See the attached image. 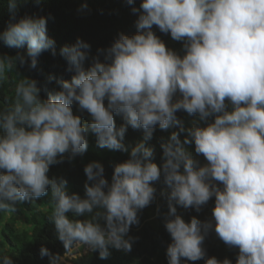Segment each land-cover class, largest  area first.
<instances>
[{"label": "clouds", "instance_id": "9594fccd", "mask_svg": "<svg viewBox=\"0 0 264 264\" xmlns=\"http://www.w3.org/2000/svg\"><path fill=\"white\" fill-rule=\"evenodd\" d=\"M19 3L8 0L13 20ZM126 3L138 14L136 33H121L87 66V43L62 47L73 75L60 79L47 99L36 80L16 69H34L45 51L56 54L48 18L25 16L0 32L8 47L27 48L0 57V85L10 73L17 75L12 100L0 108V213L15 212L21 202L50 190L48 219L65 252L53 254L42 246L40 256L64 264L83 248L107 259L110 248L131 251L130 228L138 225L139 211L155 201L153 183L162 177L168 190L161 193L168 207L165 228L172 241L168 264L204 259L203 244L213 229L238 249L236 264H264V0H142L138 8L135 0ZM86 9L82 4L78 11ZM154 26L183 42L184 55L167 48ZM74 105L90 115L87 124L74 114ZM178 111L198 122L184 128ZM115 115L126 123L117 127ZM174 125L184 139L171 133L161 145L159 166L143 142L114 167L110 181L100 162L88 163L83 198L69 193L63 178L48 175L50 166L84 155L89 131L100 147L125 150L127 126L149 140L157 126ZM185 145H194L195 157ZM213 198L212 220L185 221L177 212V206L199 212ZM0 264L15 262L5 252ZM206 264L232 261L210 257Z\"/></svg>", "mask_w": 264, "mask_h": 264}, {"label": "trees", "instance_id": "16d2710c", "mask_svg": "<svg viewBox=\"0 0 264 264\" xmlns=\"http://www.w3.org/2000/svg\"><path fill=\"white\" fill-rule=\"evenodd\" d=\"M141 2L142 0H135V6L138 8ZM82 4H87V9L78 11ZM25 16L48 18L47 35L55 41V55L51 53V50L45 51L37 58V66L34 69L19 65L16 69L20 75L37 81L42 99H47L54 90L59 88L60 79L70 80L73 75L66 70L67 62L60 53L62 47L72 46L77 40L87 43L90 46L85 50L88 52V60L85 62L87 66L97 55L98 49L110 47L121 33L129 36L135 34L137 31L135 21L138 18V14L131 12V6L127 5L126 0H40L38 4L36 0H20L13 20L8 10V0H0V32L6 29L9 22H17ZM153 31L167 48L178 55H184L183 42L173 40L170 34L161 33L155 26ZM26 50V45L21 48H11L0 41V57H14L18 52L26 53ZM16 79V73H10L8 80L0 85V108L5 107L12 100ZM73 112L81 116L84 124L90 120V115L86 111H80L78 106L74 105ZM176 115L186 129L193 127L194 122H198V117L190 116L184 111H178ZM114 119L117 127L126 123L122 115H115ZM173 132L179 133V138L183 141L185 133H180L179 127L175 125L167 130H160L157 126L149 140L144 139L142 130L127 126L122 141L125 150H113L100 147L97 136L89 131L88 147L84 155L50 166L48 175L57 180L63 178L67 182L68 192L77 193L83 198L84 185L88 182L84 167L88 163L100 162L105 169V178L110 181L114 167L128 160L131 150L143 142L146 147L153 150V162L159 166L162 163L161 145L167 142ZM185 147L195 157L194 145H185ZM196 158L201 164L206 163L202 156ZM153 186L157 189L155 201L139 211V223L131 226L128 233V236L134 238L131 251L125 252L110 248V255L107 259H100L98 251H90L80 254L73 259L72 263L168 264L166 250L172 241L165 228V216L168 212L167 201L166 197L161 195L162 192L168 190L162 177L154 182ZM50 200L51 191L49 190L47 196L36 201L21 202L17 205L15 212L0 213V215H11L8 220L0 221L1 245L3 244L0 254L6 252L12 256L15 264H49L48 257L40 256L42 246L48 248L53 254L64 255L63 243L57 239L55 227L48 219L52 211ZM213 207L214 198L199 212L179 206H177V212L185 221H190L192 217L205 221L213 219ZM25 214L29 216L28 225L20 229L17 227L15 216ZM203 247L206 250L204 259L195 262L182 260L181 264H206V259L210 257H216L221 261L228 258L232 264H236L238 249L228 247L219 239L214 229L209 231Z\"/></svg>", "mask_w": 264, "mask_h": 264}, {"label": "rangeland", "instance_id": "374dc122", "mask_svg": "<svg viewBox=\"0 0 264 264\" xmlns=\"http://www.w3.org/2000/svg\"><path fill=\"white\" fill-rule=\"evenodd\" d=\"M9 217H11L10 214H5V215H0V221H6L9 219ZM28 217L26 214L23 216H15L16 218V223H17V227L20 229L25 228L28 225ZM3 248V244L1 245V238H0V249ZM90 252V250H85L83 248L79 249V250H74L73 254L68 257L67 259H65L64 264H73L72 261L73 259L77 258V256H79L80 254L83 253H87Z\"/></svg>", "mask_w": 264, "mask_h": 264}]
</instances>
